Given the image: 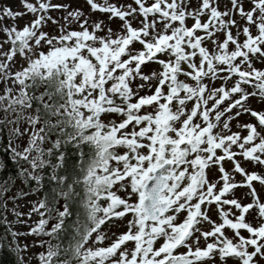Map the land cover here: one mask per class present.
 Segmentation results:
<instances>
[{
	"label": "snow or ice",
	"instance_id": "1",
	"mask_svg": "<svg viewBox=\"0 0 264 264\" xmlns=\"http://www.w3.org/2000/svg\"><path fill=\"white\" fill-rule=\"evenodd\" d=\"M85 2L120 24L0 2V145L16 169L0 250L14 264L37 246L38 264H264V108L249 105H264V0Z\"/></svg>",
	"mask_w": 264,
	"mask_h": 264
},
{
	"label": "rangeland",
	"instance_id": "2",
	"mask_svg": "<svg viewBox=\"0 0 264 264\" xmlns=\"http://www.w3.org/2000/svg\"><path fill=\"white\" fill-rule=\"evenodd\" d=\"M0 2H3L5 4L12 6L15 10H21V11L23 10L21 0H0ZM53 2L71 3L73 7H79L86 15H90L93 20H102L105 23H109L110 26L113 27V29H116L117 26L120 24V21L118 18H113L112 21L108 20L110 13L102 12L100 10H91L90 6L85 2V0H53ZM96 2L103 4L104 0H96ZM108 3L120 6L121 4L132 3V0H108ZM52 15L53 16H59V15H61V13L54 12V13H52ZM31 18H32L31 14H28V15L24 16L22 19H18L16 21H5L4 23H6V24L16 23L17 26H22L26 21L30 20ZM135 46L139 47V45H135ZM20 63H21V61L19 60V58H17V67H19ZM257 66H259V65H257ZM152 67H158V66L153 65ZM249 105L251 108L256 109V110H261L262 108H264V105L257 103L256 100L252 99V98L249 99ZM249 122L254 123L255 118L252 117L250 114H242L241 116H239L238 118H236L230 122L231 131H240L241 136L246 135L247 134L246 130L240 129L237 125H238V123L244 124V123H249ZM238 158H240V157H238ZM240 159H242V158H240ZM246 167L250 171L251 170L261 171V169L258 165L253 167V165L251 163H248L246 165ZM229 171H230V169H229ZM231 175L233 176L234 181H236L237 183L243 179L242 176L238 173H231ZM216 179H219V175L216 176ZM18 182L19 181H17V183ZM221 183H222V181H221ZM254 186L257 188L258 193H260L259 183L254 182ZM247 192H248L247 187L238 186L233 190V195L235 198H238V199L243 196L244 198L241 200V203H248V202H250V197H247L245 195ZM225 195L227 198H232V196L229 194H225ZM261 195L264 196V193H261ZM26 199L27 200H34V199H36V197L30 196ZM22 203H23V201H22ZM223 207L226 211H228L229 206L224 205ZM26 210H27V205H25V207L21 209V211H26ZM231 212H236L237 215H239V213L237 212V210L235 208H232ZM231 212L229 213V218H232ZM254 216H255V212H252L251 210H250V213H245V217H246L247 221L253 220ZM38 218H39L38 216L34 215L32 219L36 220ZM213 219H216L218 222H220L221 218H219L217 216H213ZM24 230H26V229H24ZM124 230H126V229L124 227H121L120 229H116L115 231L117 232V234H119V232H122ZM224 233L229 238H232V236H233V230L230 229L228 226H225ZM242 234L247 235L246 231H244V230H242ZM31 240H32V237H28L27 242H31ZM105 243H107V241H105ZM201 243H203V241H201ZM41 250L42 249H40L38 246L30 248L28 250V255L33 257L31 264H38V257H35L34 254L38 253Z\"/></svg>",
	"mask_w": 264,
	"mask_h": 264
},
{
	"label": "trees",
	"instance_id": "3",
	"mask_svg": "<svg viewBox=\"0 0 264 264\" xmlns=\"http://www.w3.org/2000/svg\"><path fill=\"white\" fill-rule=\"evenodd\" d=\"M0 159L4 160L7 165L5 169L0 170V183H2L4 180H7L10 175H14L16 169L14 167V162H11L7 154L3 152L2 145H0ZM44 238L48 239L47 237ZM14 261L15 257L11 252L7 249L0 250V264H14Z\"/></svg>",
	"mask_w": 264,
	"mask_h": 264
}]
</instances>
